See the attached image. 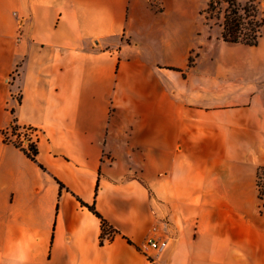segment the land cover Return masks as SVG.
<instances>
[{
	"label": "crops",
	"instance_id": "crops-1",
	"mask_svg": "<svg viewBox=\"0 0 264 264\" xmlns=\"http://www.w3.org/2000/svg\"><path fill=\"white\" fill-rule=\"evenodd\" d=\"M201 2L0 0V264H264V28L189 65Z\"/></svg>",
	"mask_w": 264,
	"mask_h": 264
},
{
	"label": "trees",
	"instance_id": "trees-1",
	"mask_svg": "<svg viewBox=\"0 0 264 264\" xmlns=\"http://www.w3.org/2000/svg\"><path fill=\"white\" fill-rule=\"evenodd\" d=\"M201 14L207 21H216V25L221 29V39L223 42L251 47L258 45L264 28V15L261 11L260 0H244V2L242 0H207V7L202 10ZM193 61L194 59L190 56L189 65H192ZM25 127L19 125L16 118H13L10 127L6 131H3L4 140L21 149L30 160L38 163L39 151L37 140L28 141L27 148L23 146V141H21L19 130ZM9 134L16 136L17 140L10 139ZM40 167L43 168L42 165ZM59 184L60 188L63 189L64 186L61 183ZM256 184L259 210L261 214H264V167L258 170ZM98 189L99 183L96 190L98 191ZM81 204L87 207L101 222V245L120 234L97 211L95 204L87 205L84 202H81ZM127 241L132 244L130 240Z\"/></svg>",
	"mask_w": 264,
	"mask_h": 264
},
{
	"label": "rangeland",
	"instance_id": "rangeland-1",
	"mask_svg": "<svg viewBox=\"0 0 264 264\" xmlns=\"http://www.w3.org/2000/svg\"><path fill=\"white\" fill-rule=\"evenodd\" d=\"M244 2V0H242ZM204 6V0L201 2ZM264 15V8L261 7ZM190 23L185 25L186 30V47L191 46V56L195 59L196 54L201 50L202 45L207 39H211V48H217V42L222 41L221 29L216 25L215 20L207 21L200 13L195 16ZM13 138V137H12ZM16 139V138H14Z\"/></svg>",
	"mask_w": 264,
	"mask_h": 264
},
{
	"label": "built area",
	"instance_id": "built-area-1",
	"mask_svg": "<svg viewBox=\"0 0 264 264\" xmlns=\"http://www.w3.org/2000/svg\"><path fill=\"white\" fill-rule=\"evenodd\" d=\"M19 133L21 134V141H23V146L25 148H27L28 141H36L38 137V130L30 126L22 128L21 130H19ZM9 138L12 140H17V137L13 136L12 134H9ZM148 246L151 247L153 250L161 251L167 246V242L151 238L148 241Z\"/></svg>",
	"mask_w": 264,
	"mask_h": 264
}]
</instances>
